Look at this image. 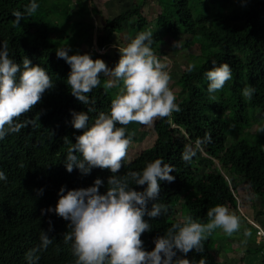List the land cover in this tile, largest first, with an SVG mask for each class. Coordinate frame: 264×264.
Segmentation results:
<instances>
[{
	"label": "trees",
	"instance_id": "trees-1",
	"mask_svg": "<svg viewBox=\"0 0 264 264\" xmlns=\"http://www.w3.org/2000/svg\"><path fill=\"white\" fill-rule=\"evenodd\" d=\"M147 1L150 0L136 2L132 8L105 19L95 47L99 50L109 47L114 34L122 33L124 25L132 19H136L135 28L145 27L142 6ZM154 1L160 11L153 22L165 35L174 37L178 47L194 49L195 54L188 55L187 64L196 67L192 72L184 69L175 80L179 88L176 103L181 110L166 118H156L152 144L133 160L124 158L117 173L141 171L146 163L156 159L174 167L169 173L174 180H158L159 195L155 201L147 202L149 210L158 202L167 205L168 211L155 219L144 217L151 225V230L140 237L145 251H151L153 239L164 234L183 215L177 210V202H181L184 214L190 213L201 222H207L206 213L211 207L240 205L236 198L253 203L259 197L264 209V132L257 133L258 126L264 125V0ZM31 2L0 0V45L8 41L9 55L17 64H22L26 57L32 65L46 69L53 87L43 93L40 103L19 118L34 119L39 113L36 124L0 140V171L7 176L6 181H0V264H29L25 255L33 249L37 250L33 264H75L71 242L63 241V234L70 231L69 222L54 211L41 215V210L55 208L61 186L65 191L87 188L99 178L103 182L99 192L103 194L112 173L100 168H93L88 175H82L75 167L71 173L66 171L69 145L63 143V138L75 143V136L82 134L71 125V111L87 112V106L71 95L67 85L70 66L56 56L57 49L72 37L65 32L63 37L56 35L60 32L57 27L60 19L68 24L69 5L63 0H35L39 5L37 12L31 16L25 13V19L15 25L13 13L25 11ZM79 37H87V47L76 50L73 43L68 46L69 55L87 53L93 60L101 59L109 68L114 67L107 53L89 51L93 41L88 33L81 32ZM158 46L153 35V51ZM212 60L217 66L227 63L232 71V79L214 94L215 100L207 92L204 75L212 68ZM106 79L101 76L100 86L88 94L96 109L89 113V124L98 112L109 110L114 98L116 89H106ZM246 85L256 89L251 100L241 94ZM251 129L254 136L247 134ZM230 137L233 140L228 144ZM201 151L208 158L202 157ZM185 154L187 160L183 158ZM221 169L226 178L221 176ZM132 187L142 192L146 185ZM40 189L42 195L38 194ZM239 219L252 229L255 240L254 228L244 218ZM259 223L264 224V218ZM41 230L53 240L42 250ZM213 234L202 242L203 252L192 251L184 258L223 264L214 255ZM245 252L260 256L264 264L263 243L246 247ZM180 256L177 252V257Z\"/></svg>",
	"mask_w": 264,
	"mask_h": 264
},
{
	"label": "clouds",
	"instance_id": "clouds-1",
	"mask_svg": "<svg viewBox=\"0 0 264 264\" xmlns=\"http://www.w3.org/2000/svg\"><path fill=\"white\" fill-rule=\"evenodd\" d=\"M38 8L39 5L32 0L25 11H15L14 24L19 26L20 21L25 19V13L31 16ZM152 43L151 31L138 32L135 38L119 49L120 58L113 68L101 59L93 60L87 53L69 55L71 49L67 45L56 51V56L70 66L67 85L71 95L87 106V112L71 111V125L81 130L82 134L75 136V143L68 137L63 138V143L69 145L66 171L71 173L75 167L82 175H88L93 168H100L112 173L107 178L103 194L99 192L103 186L99 178L87 188L65 191V187L61 186L55 208L41 210V215L45 211H54L69 222L67 228L70 231L63 234V241L71 242L75 264H206L203 258L197 261L184 257L192 251L197 254L203 252L202 242L216 229L231 236L240 228L238 217L230 214L228 208L216 205L208 209L207 222L185 213L164 234L153 239L154 248L151 251L143 249L140 237L151 230L144 217L155 219L168 211L167 205L158 202L153 203L149 210L147 202L157 199L160 192L158 180H174L169 174L174 167L163 159H156L146 163L141 171L117 175L132 143L125 126L130 123L150 125L156 118H166L181 110L169 88L171 76L154 53ZM211 64L212 68L204 75L208 81L207 92L215 100L214 94L232 79V71L227 63L217 66V62L212 60ZM195 67L189 64L187 71L192 72ZM101 76L107 78L104 87L115 88L116 92L109 110L98 112L89 124V113L96 109L95 101L88 94L100 86ZM52 87L53 81L46 69L32 65L26 57L22 64H17L9 55L8 41L0 45V140L36 124L39 113L34 119L20 121L19 118L40 103L43 93ZM255 91L254 87L246 85L241 94L246 100H251ZM260 132H264V125L258 126L257 133ZM183 158L187 160L189 157L185 154ZM6 180V174L0 171V181ZM133 185H146V188L141 192L134 190ZM38 194L42 195L43 190H38ZM48 223L51 231V221ZM40 241V250L53 242L43 230ZM36 251L33 249L26 253L29 264L36 259ZM177 252L182 256L177 257Z\"/></svg>",
	"mask_w": 264,
	"mask_h": 264
},
{
	"label": "rangeland",
	"instance_id": "rangeland-1",
	"mask_svg": "<svg viewBox=\"0 0 264 264\" xmlns=\"http://www.w3.org/2000/svg\"><path fill=\"white\" fill-rule=\"evenodd\" d=\"M54 2L62 0H53ZM69 5L70 18L68 24L63 23L61 19L57 27L59 31L56 35L58 37H63L65 32L69 36H72L69 41L67 40L64 45L79 49L81 46H86L87 37H79L82 33H88L92 39V48L89 51H95V39L97 35L102 33V26L104 20L107 18H112L113 16L121 13L122 11L132 8L136 2L141 0H63ZM96 8V11L93 8ZM160 11L156 1H147L144 6H142L143 12V23L145 27L135 28L136 19H132L124 25L125 30L120 34H114L112 43L105 50H101V53H107L109 55V63L115 66L120 58L119 49L126 46L131 39L135 38L140 31H151L154 35L156 41H158V48L154 50L157 57L160 58L163 64L166 62L165 70L170 74L171 80L169 82V88L174 93L175 97L178 95V87L175 85V80L178 75L188 67L187 58L189 54H195L192 47L182 49L177 46L178 42L174 37L167 36L163 31L156 26L153 22L157 13ZM71 22V24H69ZM64 27V28H63ZM78 35V36H77ZM73 38V39H72ZM90 51V52H91ZM111 65V66H112ZM152 124L150 125H140L137 123H130L126 127V134L131 136L132 143L129 145L128 152L126 155V160H133L141 151L149 147L153 140L154 135L152 132ZM248 136H254L255 131L251 129ZM232 137H230L228 144L232 143ZM227 144V145H228ZM202 157H207L205 153H200ZM216 163H218L216 161ZM199 166V165H198ZM204 166V165H202ZM221 171V176L226 173L223 169ZM224 177V176H223ZM240 205L233 208L232 206L223 205L228 208L230 214L236 217H242L246 221L249 219L264 229V224H260L264 218V209L262 208V200L258 197L253 200V203L249 201H239ZM177 210L179 213L184 214V210L181 209V202H177ZM180 215V214H179ZM180 219V217H179ZM258 222H257V221ZM240 228L237 232H234L231 236L225 234L223 230L216 229L213 234L214 239V255L216 259L223 264H262V258L257 255H246V247H256L257 240H252L253 235L251 234L252 229L248 226L243 225L242 220H240ZM247 222V221H246ZM228 242L227 247L225 243ZM256 242V244H255Z\"/></svg>",
	"mask_w": 264,
	"mask_h": 264
},
{
	"label": "built area",
	"instance_id": "built-area-1",
	"mask_svg": "<svg viewBox=\"0 0 264 264\" xmlns=\"http://www.w3.org/2000/svg\"><path fill=\"white\" fill-rule=\"evenodd\" d=\"M95 52H97L98 54L101 53V50L99 49H95ZM254 228L255 230V236H256V240L257 243H263L264 244V229L259 226L258 224H256L255 222H252L249 219H246Z\"/></svg>",
	"mask_w": 264,
	"mask_h": 264
}]
</instances>
